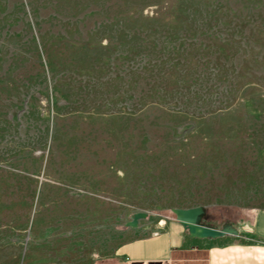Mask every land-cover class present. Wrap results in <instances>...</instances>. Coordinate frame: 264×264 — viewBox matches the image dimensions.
<instances>
[{
    "label": "rangeland",
    "instance_id": "374dc122",
    "mask_svg": "<svg viewBox=\"0 0 264 264\" xmlns=\"http://www.w3.org/2000/svg\"><path fill=\"white\" fill-rule=\"evenodd\" d=\"M197 207L264 210V0H0V264H130Z\"/></svg>",
    "mask_w": 264,
    "mask_h": 264
},
{
    "label": "crops",
    "instance_id": "0c3cea01",
    "mask_svg": "<svg viewBox=\"0 0 264 264\" xmlns=\"http://www.w3.org/2000/svg\"><path fill=\"white\" fill-rule=\"evenodd\" d=\"M237 229L217 239H198L176 218L149 222L139 236L130 238L120 248V255L130 264H166L182 254H194L203 248L205 264H264V210L248 214L246 228L240 220L224 218ZM202 226L218 224L198 220Z\"/></svg>",
    "mask_w": 264,
    "mask_h": 264
},
{
    "label": "water",
    "instance_id": "95a60500",
    "mask_svg": "<svg viewBox=\"0 0 264 264\" xmlns=\"http://www.w3.org/2000/svg\"><path fill=\"white\" fill-rule=\"evenodd\" d=\"M172 212L175 215L176 220L182 224V226L188 231L189 236L192 238L217 239L224 237L227 234L225 231V226L220 229H217L213 227L202 226L197 223L198 217L203 213L202 207H197L188 210L178 209L173 210ZM146 217L147 215L144 213L135 214L132 217V221L128 224V226L135 228L137 227L138 220L145 219ZM230 234H237V232L233 231V233Z\"/></svg>",
    "mask_w": 264,
    "mask_h": 264
},
{
    "label": "trees",
    "instance_id": "16d2710c",
    "mask_svg": "<svg viewBox=\"0 0 264 264\" xmlns=\"http://www.w3.org/2000/svg\"><path fill=\"white\" fill-rule=\"evenodd\" d=\"M213 217V215L211 213H209V211L207 209H203V213L202 215H200L198 217V220H207L208 218ZM225 226V231L227 233H233V231L237 232V229L230 224L228 221H224L223 223H221V225L219 226V228ZM213 228H216L215 226H212Z\"/></svg>",
    "mask_w": 264,
    "mask_h": 264
}]
</instances>
